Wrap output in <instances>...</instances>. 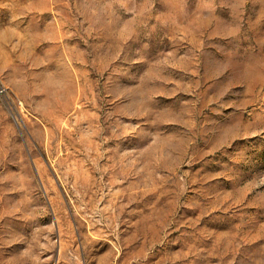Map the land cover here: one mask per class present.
<instances>
[{
    "label": "rangeland",
    "instance_id": "obj_1",
    "mask_svg": "<svg viewBox=\"0 0 264 264\" xmlns=\"http://www.w3.org/2000/svg\"><path fill=\"white\" fill-rule=\"evenodd\" d=\"M0 264H264V0H0Z\"/></svg>",
    "mask_w": 264,
    "mask_h": 264
}]
</instances>
